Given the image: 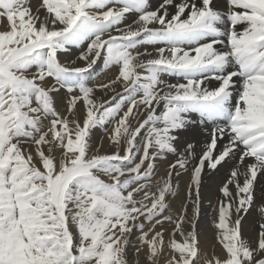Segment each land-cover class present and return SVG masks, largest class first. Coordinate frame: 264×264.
Here are the masks:
<instances>
[{"label":"snow or ice","instance_id":"snow-or-ice-1","mask_svg":"<svg viewBox=\"0 0 264 264\" xmlns=\"http://www.w3.org/2000/svg\"><path fill=\"white\" fill-rule=\"evenodd\" d=\"M0 264H264V0H0Z\"/></svg>","mask_w":264,"mask_h":264},{"label":"bare ground","instance_id":"bare-ground-1","mask_svg":"<svg viewBox=\"0 0 264 264\" xmlns=\"http://www.w3.org/2000/svg\"><path fill=\"white\" fill-rule=\"evenodd\" d=\"M152 2L154 4H158L160 2V0H152ZM102 72L103 71L101 69H99V68L97 69V73L102 74ZM111 77L110 78L104 77L103 80L111 79ZM107 144H108V141L105 139L104 140V145L107 146ZM163 167L164 166H161V173L163 172ZM209 193L210 194L213 193V194L216 195L214 189L211 190V191L205 190L203 192V201H202V207H201L200 225H201L202 228L207 229L206 247L209 246V248L211 249V245L213 243V230L210 228V221H211V216L213 215V213L212 212L208 213L212 209V200H211L210 197H206ZM183 195H184V192L182 190L181 193H180V197L173 201V206L179 207V203H180V200L183 198Z\"/></svg>","mask_w":264,"mask_h":264},{"label":"rangeland","instance_id":"rangeland-1","mask_svg":"<svg viewBox=\"0 0 264 264\" xmlns=\"http://www.w3.org/2000/svg\"><path fill=\"white\" fill-rule=\"evenodd\" d=\"M112 76V73L111 72H108V73H104V72H102V74H99V76H98V79H101V80H103L104 79V77H108V78H110ZM198 118V117H197ZM161 174H163V172L161 173ZM206 197H210L211 198V200H212V208H213V206L215 205V203H216V195L215 194H208ZM174 207H176V206H174ZM212 212V209H211V211H209L208 213H211ZM207 249H208V251H209V254H211V249L209 248V246L207 247Z\"/></svg>","mask_w":264,"mask_h":264}]
</instances>
